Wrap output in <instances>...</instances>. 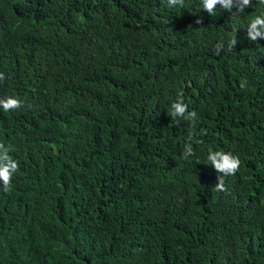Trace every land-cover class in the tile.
<instances>
[{
  "label": "trees",
  "instance_id": "obj_1",
  "mask_svg": "<svg viewBox=\"0 0 264 264\" xmlns=\"http://www.w3.org/2000/svg\"><path fill=\"white\" fill-rule=\"evenodd\" d=\"M235 11L0 0V98L24 101L0 109L19 163L0 264H264V39H247L264 5ZM178 99L194 123L168 115ZM209 149L241 160L225 192Z\"/></svg>",
  "mask_w": 264,
  "mask_h": 264
},
{
  "label": "clouds",
  "instance_id": "obj_2",
  "mask_svg": "<svg viewBox=\"0 0 264 264\" xmlns=\"http://www.w3.org/2000/svg\"><path fill=\"white\" fill-rule=\"evenodd\" d=\"M259 5H264V0H256ZM253 0H202L203 11L209 13L210 15L215 14V9L219 5L223 10L227 12H233L235 9L236 14L244 13L245 9L252 7ZM167 5L170 8L179 7L183 8L185 6V0H167ZM201 23L200 20L196 21ZM237 29H233L230 39L227 40V49L229 51L235 49L237 43ZM247 39L251 42H256L259 39H264V15L255 16L249 23L247 28ZM225 47V42L221 41L216 45L217 55ZM6 77L3 73H0V81H4ZM247 81L242 80L240 82V88L243 90L246 87ZM178 96L182 97L183 93H179ZM24 107V101L17 96H6L0 98V109L5 113L18 111ZM168 115L177 120H186L190 122H195L197 119V113L195 111L189 112L188 105L184 103L182 99H178L173 102L170 106V111ZM201 144L202 140L196 139L195 133L190 131L186 137L184 144L183 158L187 160L189 157L196 155L193 144ZM12 151L11 148L6 147L3 143H0V181H2V187L0 191L9 192L11 191V184L13 175L18 171L19 163L9 154ZM207 163L211 165L212 168L222 176L218 177V182L216 183L214 190L216 192L227 191L225 187V176L235 175L241 167V160L239 156L233 155L230 152L224 151H212L209 149L207 155Z\"/></svg>",
  "mask_w": 264,
  "mask_h": 264
}]
</instances>
